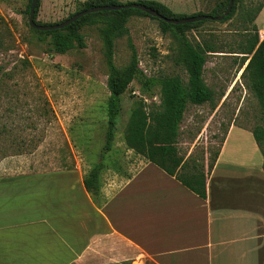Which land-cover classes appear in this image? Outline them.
Segmentation results:
<instances>
[{
    "label": "rangeland",
    "instance_id": "374dc122",
    "mask_svg": "<svg viewBox=\"0 0 264 264\" xmlns=\"http://www.w3.org/2000/svg\"><path fill=\"white\" fill-rule=\"evenodd\" d=\"M83 1L40 0L35 20L60 22L74 13ZM158 1L176 14L186 15L223 10L225 3V0ZM261 1L236 0L229 20H205L184 28L182 34L174 29L162 31L158 20L134 13L126 24L128 34L114 40L116 66L123 67L129 62L130 38L144 75L178 74L185 82L187 74L180 62L183 38L201 48L208 44L215 47V52L207 53L203 66V79L212 92V100L201 105L187 104L178 144L182 154L192 153L198 160L203 155L205 167L220 149L231 125L248 131L261 130L264 126V109L254 88L253 69L241 75L251 54L240 52V47H246L254 35L257 34L258 42L264 38V4L255 24L249 20ZM28 3L29 0H0V160L18 155L25 166L31 164L37 168L91 167L105 154L102 147L109 97L108 69L99 31L101 23L81 29L84 48L52 53L47 44L39 40L43 34L32 31L28 24ZM244 58L247 59L241 66ZM138 100L158 103V87L154 86L151 94H146L137 79L128 85L121 95V110L110 151L113 152L117 142L124 143L125 127L133 103ZM262 143L264 154V135ZM57 251L48 263L41 260L36 264H99L88 256L82 258L83 262L76 260V256L62 261L60 257L66 255ZM113 264L155 263L141 259Z\"/></svg>",
    "mask_w": 264,
    "mask_h": 264
},
{
    "label": "crops",
    "instance_id": "0c3cea01",
    "mask_svg": "<svg viewBox=\"0 0 264 264\" xmlns=\"http://www.w3.org/2000/svg\"><path fill=\"white\" fill-rule=\"evenodd\" d=\"M113 147L96 195L83 183L90 167L0 160V264L48 263L55 250L99 264H264V156L250 131L229 127L206 198L125 142Z\"/></svg>",
    "mask_w": 264,
    "mask_h": 264
},
{
    "label": "trees",
    "instance_id": "16d2710c",
    "mask_svg": "<svg viewBox=\"0 0 264 264\" xmlns=\"http://www.w3.org/2000/svg\"><path fill=\"white\" fill-rule=\"evenodd\" d=\"M235 1L233 0L232 8L228 15L221 20L222 22L232 17ZM127 2L145 4L168 18L187 16L186 14L174 13L169 6L158 0H135ZM39 3L40 0H37L35 16ZM118 3L121 2L118 0H85L77 6L75 12L95 5ZM227 4L228 0H225L223 10L214 9L206 14L213 15L217 13L216 15H220L226 9ZM263 4L264 0L258 4L255 11L250 15L249 20L252 24H255L253 22L262 9ZM29 5L30 0L26 9L27 13L29 11ZM109 13L112 15L102 17V15ZM134 13L158 20L162 31L174 29L179 34L183 33L184 28L194 27L205 21L171 24L157 17L150 16L139 9L126 8L88 13L59 29L47 31L31 29L36 33L43 34V36H39V40L47 44L48 51L52 53H65L72 49L84 48L86 46L85 37L81 31L84 26L101 23L99 25V31L104 45V54L108 69L106 85L109 90L105 142L102 147V153L109 152L112 148L114 127L121 110V95L126 91L128 85L134 79H137L141 91L146 94H151L152 88L157 86L159 89L158 103H145L143 100H138L133 103L124 131V142L135 153L154 163L167 174L174 176L175 179L201 198H206V179L214 166L219 150L214 152L212 160L205 167L203 155L198 160L197 157L192 156V153L188 155L182 154L178 144L180 125L183 121L187 104L201 105L212 100V92L203 79V66L206 62L207 53L215 52L216 49L212 44H208L203 48L199 44L194 46L187 39L183 38L184 52L180 62L186 70V82L178 74L161 75L158 77L144 75L138 66L136 50L130 38H128L129 45L132 49L130 60L125 66L118 67L114 63V40L117 36L128 34L126 24L129 16ZM72 14H69L66 18ZM193 14H202V12ZM248 42L249 44L246 47H240L241 53L251 54L241 75L243 76L248 70L253 69V76L256 81L254 88L264 109V38L258 42L256 34ZM246 59H243L241 66ZM250 131L262 151L264 126L261 130L252 129ZM103 167V161L99 160L90 167L83 179L86 190L93 195H96L99 191V174Z\"/></svg>",
    "mask_w": 264,
    "mask_h": 264
},
{
    "label": "water",
    "instance_id": "95a60500",
    "mask_svg": "<svg viewBox=\"0 0 264 264\" xmlns=\"http://www.w3.org/2000/svg\"><path fill=\"white\" fill-rule=\"evenodd\" d=\"M36 4H37V0H30L29 11H28V24L33 29H36L39 31H47V30L63 28L67 26L68 24L72 23L73 21H75L76 19L88 13L104 11V10H119V9H126V8L139 9L141 11H144L150 16L157 17L171 24H185V23H191V22H196V21H201V20L221 21L230 12L232 8L233 0H228L226 9L220 15H210V14L202 13V14H190V15H187L181 18H168V17L161 15L156 10H154L153 8L145 4L138 3V2H125V3H118V4L95 5V6L83 9L81 11L75 12L70 17L66 18L63 21L54 22V23H37L35 21ZM263 57H264V53H263Z\"/></svg>",
    "mask_w": 264,
    "mask_h": 264
},
{
    "label": "built area",
    "instance_id": "2783aa9c",
    "mask_svg": "<svg viewBox=\"0 0 264 264\" xmlns=\"http://www.w3.org/2000/svg\"><path fill=\"white\" fill-rule=\"evenodd\" d=\"M262 38V37H261Z\"/></svg>",
    "mask_w": 264,
    "mask_h": 264
}]
</instances>
